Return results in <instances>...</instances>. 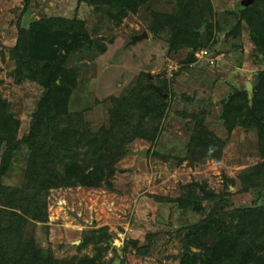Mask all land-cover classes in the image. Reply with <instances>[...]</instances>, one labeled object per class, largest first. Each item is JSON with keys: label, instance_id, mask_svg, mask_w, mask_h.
I'll return each mask as SVG.
<instances>
[{"label": "trees", "instance_id": "trees-1", "mask_svg": "<svg viewBox=\"0 0 264 264\" xmlns=\"http://www.w3.org/2000/svg\"><path fill=\"white\" fill-rule=\"evenodd\" d=\"M161 1L79 0L116 26L130 14H138L142 7ZM170 1L173 11H155L148 30L155 36L167 35L170 53L188 50L182 64L191 68L199 61L195 54L207 49L221 28L211 20V0ZM234 22L235 27L242 22L250 27L255 57L262 64L264 0L241 7ZM18 32L17 44L8 52L14 63L11 77L17 85L37 84L42 95L28 133L20 137L21 121L0 92V264H102L88 256L59 261L52 250L38 246L28 226L48 222V199L53 190L82 187L112 191L117 165L127 157L131 145L137 140L156 143L174 97V77L184 69L174 72L173 78L141 73L129 92L110 98L109 124L95 131L84 113L70 110L72 92L79 84L78 69L71 66L70 60L78 52L104 55L114 39L105 42L104 38H93L86 21L77 17H49L29 27L19 24ZM190 120L185 160L190 164L220 160L226 143L209 130L205 113H193ZM222 120L229 133L237 128L257 131L261 162L243 171L239 179L245 192L256 190L259 198L264 197V71L258 74L252 95L235 89L223 101ZM23 148L28 157L23 182L20 186L7 185L4 180ZM229 184L234 185V181L225 180L228 191ZM206 187L191 183L178 198L165 199L177 203L181 210L199 214L207 210L205 201H228H224L225 207L217 202L199 222L178 230L179 264H264V204L230 209L231 193L218 195ZM146 240L149 243L144 246L138 240L124 239L116 256L104 264H112L132 250L147 255L151 236L147 235ZM113 241L108 228L86 231L78 249L95 246L107 253ZM121 261L125 264L123 257Z\"/></svg>", "mask_w": 264, "mask_h": 264}, {"label": "rangeland", "instance_id": "rangeland-1", "mask_svg": "<svg viewBox=\"0 0 264 264\" xmlns=\"http://www.w3.org/2000/svg\"><path fill=\"white\" fill-rule=\"evenodd\" d=\"M211 2V20L221 29L203 49L207 55L201 53L198 57L197 52V65L185 68L182 61L189 51L170 53L167 35L155 36L148 30L155 11H173L170 0L142 7L119 26L79 0H0V92L21 121L20 137L29 131L42 88L31 82L17 85L11 77L14 63L8 52L17 44L19 24L29 27L49 17H77L86 21L93 38H104L105 42L114 39L104 55L78 52L80 55L74 54L70 60L71 66L78 69L79 83L72 92L70 110L84 113L95 131L109 124L110 98L129 92L141 73L171 78L174 72L184 69L174 77V97L156 143L137 140L131 145L127 157L117 165L112 191L82 187L53 190L48 199V222L28 226L38 246L52 250L59 261L88 256L104 264L116 256L115 242L120 236L146 246V236L150 235L147 255L130 249L119 258L123 257L125 264H179L178 230L199 222L217 202L225 207L227 200L205 201L207 210L200 214L181 210L174 201L165 200L178 198L191 183L207 184L206 188L218 195L231 193L230 209L264 204V197L259 198L256 190L245 192L239 179L243 171L261 162L257 131L237 128L229 133L222 120L223 101L235 89L247 91L248 84L254 88L258 74L264 71V62L260 64L255 57L250 27L246 22L234 26L235 17L245 6L243 2L248 0ZM144 32L148 38L127 46L133 36ZM193 113H205L209 130L225 141L220 160L195 164L185 160ZM27 158V150L21 149L4 180L7 185L22 184ZM226 179L234 181L229 191ZM102 228H108L114 239L107 253L95 246L78 249L86 231Z\"/></svg>", "mask_w": 264, "mask_h": 264}, {"label": "water", "instance_id": "water-1", "mask_svg": "<svg viewBox=\"0 0 264 264\" xmlns=\"http://www.w3.org/2000/svg\"><path fill=\"white\" fill-rule=\"evenodd\" d=\"M254 0H248V2H243L245 6H249L251 5V3H253ZM148 38V34L147 32L142 33L141 35H135L131 38V41L127 44V46H132L137 44L138 42L142 41L143 39ZM247 91L249 92L250 95H252L253 92V86L251 84L247 85ZM165 97L167 98L168 95H165ZM121 259L119 257H117L115 259V261L112 264H121Z\"/></svg>", "mask_w": 264, "mask_h": 264}, {"label": "built area", "instance_id": "built-area-1", "mask_svg": "<svg viewBox=\"0 0 264 264\" xmlns=\"http://www.w3.org/2000/svg\"><path fill=\"white\" fill-rule=\"evenodd\" d=\"M201 53H202L203 56H206L207 55V51H201V52L198 53V57L200 56L199 54H201ZM123 242H124V238L122 236H120L116 240L115 246H117L118 248H120L123 245Z\"/></svg>", "mask_w": 264, "mask_h": 264}, {"label": "clouds", "instance_id": "clouds-1", "mask_svg": "<svg viewBox=\"0 0 264 264\" xmlns=\"http://www.w3.org/2000/svg\"><path fill=\"white\" fill-rule=\"evenodd\" d=\"M116 247V246H115Z\"/></svg>", "mask_w": 264, "mask_h": 264}]
</instances>
